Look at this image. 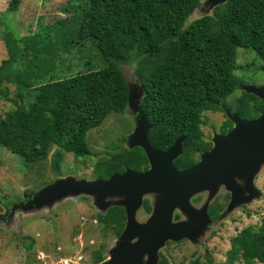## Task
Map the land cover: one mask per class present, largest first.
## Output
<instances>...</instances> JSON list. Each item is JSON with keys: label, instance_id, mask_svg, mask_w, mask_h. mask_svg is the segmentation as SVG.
I'll list each match as a JSON object with an SVG mask.
<instances>
[{"label": "trees", "instance_id": "trees-1", "mask_svg": "<svg viewBox=\"0 0 264 264\" xmlns=\"http://www.w3.org/2000/svg\"><path fill=\"white\" fill-rule=\"evenodd\" d=\"M21 1L10 0L7 9L15 10ZM202 1L87 0L78 16L75 13L57 21L62 25L77 19L70 38L63 36L58 24L51 26L60 38L62 47L58 49L46 43L45 37L38 38L39 34L16 38L6 33L0 96L8 98L4 84H14L18 102L0 113V146L24 162L44 160L52 145L59 148V160L60 150L92 155L86 133L110 113L127 111L130 82L121 65L138 62L143 64L134 68L143 88L139 112L151 124L148 142L165 151L183 136V151L177 160L192 165L189 151L197 139L201 112H224L223 106L242 118L264 112V100L244 89L233 105L225 101L237 86L233 71L238 48L252 49L264 60V0H226L212 13L191 18ZM87 40L94 43L104 62L101 68L79 70L84 60L79 55L81 46ZM74 49L78 50L73 56L76 60H67L66 54ZM231 126L227 118L221 132ZM200 149L205 151L208 146ZM125 167H147L140 146L121 145L111 158L94 165L101 179L123 172ZM97 219L103 230L110 228L119 234L125 211L115 205ZM230 243L226 264L239 260L237 264H264V216L259 226L243 228ZM206 254L209 264H215ZM101 258L102 249L94 251V263L99 264ZM157 264L169 261L162 255Z\"/></svg>", "mask_w": 264, "mask_h": 264}, {"label": "rangeland", "instance_id": "rangeland-1", "mask_svg": "<svg viewBox=\"0 0 264 264\" xmlns=\"http://www.w3.org/2000/svg\"><path fill=\"white\" fill-rule=\"evenodd\" d=\"M85 1L87 0H22L15 10H8L10 0H0V63L7 57L3 40L6 33L16 38L39 34L38 38L45 37L46 43H50L56 49L61 48L60 38L56 37V32L51 26H56L60 18L70 19L75 13L78 16ZM65 7L69 9L67 12L64 10ZM214 7L209 9L208 5L201 4L191 18L210 14ZM76 24L77 19L58 24L57 27L61 28L63 36L70 38ZM80 52L79 55H83L84 58L82 59L84 65L81 62L79 70L104 66L91 40H87L85 45L81 46ZM77 53L78 50L74 49L70 54H66L67 60L69 57L71 61H75L76 58L73 56ZM235 64L233 73L237 78V86L225 99L229 105H233L244 85H264V60L255 51L238 48L235 53ZM138 65L142 67L143 64L133 62L131 65H121L131 85L133 106L136 105L135 99L140 89L139 79L134 70ZM4 86L8 89L9 96L8 98L0 96V113L14 107L18 102L15 85L5 83ZM141 116L140 112L134 113L132 108H128L125 113H110L100 125L89 129L86 133V142L92 155L76 156L60 150L62 159L59 160L56 158L59 148L52 145L44 160L24 162L19 155L0 146V264H96L93 258L97 249H102L99 264L109 259L111 250L116 249L120 242L121 232L118 234L110 228L108 230L101 228L102 224L98 221L97 215L104 213L107 206L96 205L95 199L85 194H66L62 198L54 199L50 204L26 205V202L32 200L40 189L59 178L66 176L86 180L97 178L98 173L94 169L96 161L111 158L120 150L121 145L130 148L128 138L135 133ZM226 119L223 111L201 112L197 139L189 151L194 164L200 160L204 152L200 148L212 146L214 134H220ZM257 167L253 187L258 194L249 198V201H244L248 196L245 188L241 201L230 207L232 195L224 184L218 186L214 194L208 189H203L190 197V205L197 211L203 210L204 215L208 212L213 198L223 200L222 193L225 191L230 193L229 200L228 196L223 200L228 201L226 209L213 221L208 217L209 222L205 227L204 217L191 216L179 206H174L170 222H188L197 227L199 233L193 228L192 233L196 235L194 237L167 240L158 248V258L165 256L169 264H192L195 259L198 260V264H209L206 254L208 253L215 264H226L231 239L247 226H259L264 216V162ZM237 178L239 177H234V182L239 185ZM146 195L147 193L142 195L140 205L134 213L138 222H145L154 214L155 207L148 216L140 209L142 199ZM115 201L104 199L106 205L111 206L116 205ZM176 211H180L182 215L179 220L173 219ZM142 261L144 262L145 258H142Z\"/></svg>", "mask_w": 264, "mask_h": 264}, {"label": "water", "instance_id": "water-1", "mask_svg": "<svg viewBox=\"0 0 264 264\" xmlns=\"http://www.w3.org/2000/svg\"><path fill=\"white\" fill-rule=\"evenodd\" d=\"M225 1L203 0L202 5L206 4L210 9ZM139 86L135 106L131 104V85L129 90L128 108H132L134 113L139 112L143 95V88ZM243 89L264 100V85L249 84L244 85ZM223 109L232 122L231 128L223 134H214L212 146L201 154L197 163L189 167L177 170L172 165V160L182 152L184 137L179 136L165 151L156 150L147 140L150 124L142 115L135 133L128 141L130 147L140 146L144 150L148 169L138 171L125 167L123 172L112 173L104 179L86 180L72 176L59 178L40 189L26 205L50 204L66 194H85L95 199L96 205L107 206V210L111 205H106L104 199L117 200L114 203L125 209L126 222L117 248L111 250L109 259L102 264H157L160 258L158 248L167 240L194 237L193 228L199 233V229L188 222H170L174 206H179L191 216L204 217L205 227L209 222L208 214L205 212L203 215V210L197 211L190 205L189 199L193 194L203 189L214 194L218 186L224 184L231 192L229 206L233 207L244 194V188L234 182V177L245 179L248 196L244 201L258 194L254 191L253 177L258 164L264 162V112L253 118H242L225 106ZM153 192L158 193L159 199L154 214L145 222L136 221L134 213L140 205V198L143 194ZM142 258H145L144 262Z\"/></svg>", "mask_w": 264, "mask_h": 264}, {"label": "flooded vegetation", "instance_id": "flooded-vegetation-1", "mask_svg": "<svg viewBox=\"0 0 264 264\" xmlns=\"http://www.w3.org/2000/svg\"><path fill=\"white\" fill-rule=\"evenodd\" d=\"M140 114H142L140 112ZM143 115V114H142ZM148 122V121H147ZM149 123V122H148ZM137 124V123H136ZM135 124V125H136ZM150 124V123H149ZM150 127H151V124H150ZM225 132H220V134H223ZM211 146L208 147V149L210 148ZM207 149V150H208ZM206 150V151H207ZM182 151H183V144H182ZM182 154V152H181ZM180 154V155H181ZM178 155L174 160H172V165L174 166V168H176L177 170H181V169H184L186 167H189L191 165H185L186 164V161L184 162H178V157L180 156ZM194 164V163H193ZM192 164V165H193ZM149 167V163H148V160H147V167L146 168H142L141 170H138V171H143V170H146L148 169ZM238 179V182H239V185L242 186V188H246L245 185H246V182H245V179L244 178H237ZM150 195H146L143 199H142V204H141V207L140 209H142L146 215H150L154 209V207L156 206L157 202L159 201L158 199V194L156 192H153V193H149ZM224 194L223 195V200L225 199L226 196H228V200L230 198V193L225 191V193H222ZM223 200H219V199H216V198H213V200L211 201V203L209 204V209H208V217L210 218L211 221L219 218V216L221 215V213L226 209V206H227V203L228 201H223ZM8 206V204H6ZM114 206V205H113ZM112 207V206H110ZM108 207V209L110 208ZM107 209V210H108ZM124 209V207H123ZM106 210V211H107ZM105 211V212H106ZM125 211V209H124ZM215 211H217V215H215ZM104 212V213H105ZM125 217H126V213H125ZM182 215L180 213V211H176L174 214H173V219L174 220H179L181 219ZM125 223V222H124Z\"/></svg>", "mask_w": 264, "mask_h": 264}]
</instances>
